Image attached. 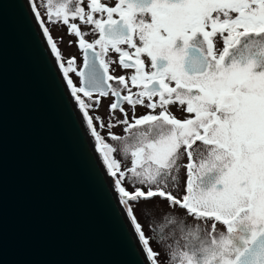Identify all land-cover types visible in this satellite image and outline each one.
<instances>
[{"label": "snow or ice", "instance_id": "obj_1", "mask_svg": "<svg viewBox=\"0 0 264 264\" xmlns=\"http://www.w3.org/2000/svg\"><path fill=\"white\" fill-rule=\"evenodd\" d=\"M26 10L71 86L143 264H264V0H26ZM59 24L83 51L79 69L51 34ZM109 97L106 124L91 113ZM137 106L150 111L137 116ZM136 209L160 219L153 236Z\"/></svg>", "mask_w": 264, "mask_h": 264}, {"label": "water", "instance_id": "obj_2", "mask_svg": "<svg viewBox=\"0 0 264 264\" xmlns=\"http://www.w3.org/2000/svg\"><path fill=\"white\" fill-rule=\"evenodd\" d=\"M26 0H0V264H143Z\"/></svg>", "mask_w": 264, "mask_h": 264}, {"label": "rangeland", "instance_id": "obj_3", "mask_svg": "<svg viewBox=\"0 0 264 264\" xmlns=\"http://www.w3.org/2000/svg\"><path fill=\"white\" fill-rule=\"evenodd\" d=\"M41 11H43L42 8H41ZM55 30L57 31L56 35L60 36V38H62V36H63L61 34L62 28H59V29L56 28ZM50 31L54 34L51 26H50ZM54 39L56 40V38H54ZM57 43H59V42L57 41ZM62 46L64 47L63 44H62ZM61 52H62L64 57H70L72 55H76L77 49H76V46H71V47L66 46L64 49H62ZM66 61H67V59L65 58V62ZM70 76L73 79V81L79 86L81 83L79 77H77L75 74H72V73H70ZM68 89H69V86H68ZM69 91H70V89H69ZM108 101H109L108 98L102 99V104L99 107L95 108L93 110V112L91 113L93 115H99L101 117H104L105 123H106V120L109 118L108 108H107ZM98 130L100 131L101 135L105 136V138L108 142L112 143L115 147H117L118 151L115 155H116V158L121 161L122 167L130 166V159H125L123 157L122 153L119 151V149L121 147L120 143L117 141H112L110 139V137L108 136L109 129L98 127ZM112 131L118 135H124L125 134L122 126H117L114 129H112ZM92 140H93V138H92ZM93 142H94V140H93ZM183 180H184V169H181V183L182 184H183ZM152 203L164 204L165 202L160 200V201H153ZM136 215L139 217V222L142 224L146 235L153 236L154 235L153 229L155 228L156 225H158L161 222L160 219H158L157 217H151L149 219H146L144 216L140 215L139 209H136ZM169 243H171V241H169ZM152 246L154 249H157L160 247V245L158 243H156L155 241H153ZM164 259H165V257L161 256V260H164Z\"/></svg>", "mask_w": 264, "mask_h": 264}, {"label": "flooded vegetation", "instance_id": "obj_4", "mask_svg": "<svg viewBox=\"0 0 264 264\" xmlns=\"http://www.w3.org/2000/svg\"><path fill=\"white\" fill-rule=\"evenodd\" d=\"M50 26L52 28V31L54 32V34L52 32H51V34H52L53 38H56V40L59 42L58 43V47L60 48L61 51L66 46H69V47L76 46V49H77L76 55H72V56L76 57V65L75 66L78 69L81 68L83 66V51L78 47L77 38L74 35L68 33V29H67L66 25L59 24V25H50ZM56 28L57 29L62 28V31H61V34L63 35L62 39L60 38V36L56 35V32H57L55 30ZM85 30H87V29H85ZM95 38H96L95 34H92V35H89V36L86 37V39H88L89 41H92ZM45 39H46V37H45ZM69 41H72V43L69 44ZM62 44L64 45V47L62 46ZM110 55L112 56L113 59H118L116 54L110 53ZM70 57H64V59L65 58L68 59ZM110 73L113 74V75H123V74H125V70L120 69L118 65H113L112 68H110ZM128 74H130V70H128ZM79 79H80V82H81V78H79ZM108 99H109V101H108V104H109L111 98L109 97ZM125 107L127 109L129 106L125 105ZM149 111H150L149 109H147V108H145L143 106H137V108L135 110V115H137V116L143 115V114H146ZM157 111H159V110H157ZM170 111L173 114H175L178 118H185V116L187 115L182 109H179L178 106H171L170 107ZM115 115L119 116L120 114L116 113ZM110 122H114V121H110V119L108 118L106 120V123H110ZM184 179H185V175H184ZM190 222L191 223H196L195 221H190Z\"/></svg>", "mask_w": 264, "mask_h": 264}, {"label": "bare ground", "instance_id": "obj_5", "mask_svg": "<svg viewBox=\"0 0 264 264\" xmlns=\"http://www.w3.org/2000/svg\"><path fill=\"white\" fill-rule=\"evenodd\" d=\"M64 79V78H63ZM65 81V80H64ZM66 83V82H65ZM66 85H67V83H66ZM67 87H68V85H67ZM69 90V89H68ZM70 92V91H69ZM86 126V125H85Z\"/></svg>", "mask_w": 264, "mask_h": 264}]
</instances>
